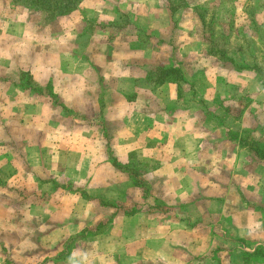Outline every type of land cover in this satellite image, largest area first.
Listing matches in <instances>:
<instances>
[{
    "label": "crops",
    "instance_id": "0c3cea01",
    "mask_svg": "<svg viewBox=\"0 0 264 264\" xmlns=\"http://www.w3.org/2000/svg\"><path fill=\"white\" fill-rule=\"evenodd\" d=\"M221 2L82 0L41 26L0 16L2 225L30 230L5 241L18 264H264V161L198 94L154 84L159 66L188 68L168 54L207 51L195 10ZM141 173L166 211L133 196Z\"/></svg>",
    "mask_w": 264,
    "mask_h": 264
},
{
    "label": "rangeland",
    "instance_id": "374dc122",
    "mask_svg": "<svg viewBox=\"0 0 264 264\" xmlns=\"http://www.w3.org/2000/svg\"><path fill=\"white\" fill-rule=\"evenodd\" d=\"M225 1L228 2L195 10L200 20L199 39L206 45L207 51L198 55L183 53L182 56L172 52L168 54L167 62L172 64L182 61L188 66L182 69L181 63L178 65L185 78L188 77L192 82L179 84L177 94H198L203 99H198L197 102L194 100L196 106L204 112H212L208 121L212 120L214 126L228 124L231 126L227 135L229 138L237 139L246 147L253 148L254 142H257L264 148V0ZM16 15V18H27L29 23L38 26L49 21L44 15L26 10L13 0H0L1 17L12 18ZM154 76L156 78L157 69L154 70ZM28 80V77H22L25 87L35 88ZM147 88L149 87L145 86L143 89ZM223 114L229 116H222ZM136 176L141 181L136 183L133 196L147 198L149 203L146 204L152 206V210L155 206L164 211L158 195H153L158 183L143 180L142 173ZM5 203L6 198L0 195V263L18 264L14 258L20 255V248L16 249L17 246L13 243L9 244L11 241L7 244L5 241L29 235L30 230L23 227L6 229V225H2L10 213H6ZM139 206L135 204L134 208L131 205L127 208L135 210ZM153 213L156 212L152 211ZM25 251L29 253L34 250L28 247Z\"/></svg>",
    "mask_w": 264,
    "mask_h": 264
},
{
    "label": "trees",
    "instance_id": "16d2710c",
    "mask_svg": "<svg viewBox=\"0 0 264 264\" xmlns=\"http://www.w3.org/2000/svg\"><path fill=\"white\" fill-rule=\"evenodd\" d=\"M17 5L23 6L26 10L44 15L45 19L53 20L59 16L67 15L75 10L82 0H13ZM47 20V21H48ZM187 80L178 65L169 67L159 66L154 84L159 86L169 84H182ZM250 148V147H249ZM253 153L261 160H264V148L254 142Z\"/></svg>",
    "mask_w": 264,
    "mask_h": 264
}]
</instances>
